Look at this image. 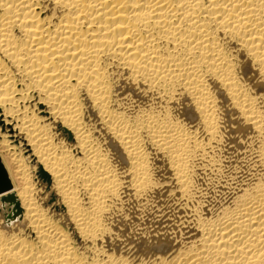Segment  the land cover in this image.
I'll list each match as a JSON object with an SVG mask.
<instances>
[{
  "label": "bare ground",
  "instance_id": "6f19581e",
  "mask_svg": "<svg viewBox=\"0 0 264 264\" xmlns=\"http://www.w3.org/2000/svg\"><path fill=\"white\" fill-rule=\"evenodd\" d=\"M0 264H264V0H0Z\"/></svg>",
  "mask_w": 264,
  "mask_h": 264
},
{
  "label": "rangeland",
  "instance_id": "374dc122",
  "mask_svg": "<svg viewBox=\"0 0 264 264\" xmlns=\"http://www.w3.org/2000/svg\"><path fill=\"white\" fill-rule=\"evenodd\" d=\"M0 182H2L1 179H0Z\"/></svg>",
  "mask_w": 264,
  "mask_h": 264
}]
</instances>
